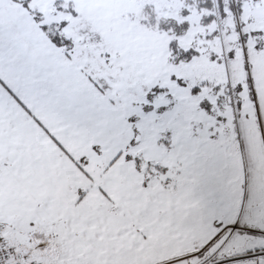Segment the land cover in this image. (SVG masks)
<instances>
[{"label":"snow or ice","instance_id":"snow-or-ice-1","mask_svg":"<svg viewBox=\"0 0 264 264\" xmlns=\"http://www.w3.org/2000/svg\"><path fill=\"white\" fill-rule=\"evenodd\" d=\"M0 264H264V0H0Z\"/></svg>","mask_w":264,"mask_h":264}]
</instances>
